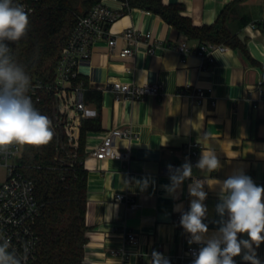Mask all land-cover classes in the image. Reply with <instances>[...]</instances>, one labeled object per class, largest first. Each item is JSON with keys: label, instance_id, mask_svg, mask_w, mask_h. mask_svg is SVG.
Wrapping results in <instances>:
<instances>
[{"label": "crops", "instance_id": "1", "mask_svg": "<svg viewBox=\"0 0 264 264\" xmlns=\"http://www.w3.org/2000/svg\"><path fill=\"white\" fill-rule=\"evenodd\" d=\"M101 1L113 9H123L120 0ZM162 1L183 4V13L193 24L203 25L213 24L223 7L233 0ZM243 20L247 23L240 26ZM229 25L246 42L257 63L228 46L214 53L213 62L207 63L193 53L183 56L175 48L177 44L183 42L195 48L199 41L179 33L159 14L136 7L121 14L111 25V32L118 34L128 27L151 32L156 41L152 53L141 39L133 46L134 55L123 58L118 53L127 42L119 37L111 52L103 38L93 43L90 57L78 63L79 74L89 90L99 91L101 97L98 107L86 96L85 118L100 116V128L85 135V221L89 230L83 264H149L154 250L167 257L170 264H176L173 258L189 245V236L180 226L181 213L174 211V206L182 204L184 211L189 209L191 179L182 184L178 199L168 195L162 185L170 183L168 164L186 161L184 147L190 141H199L201 152L213 150L220 160L221 168L206 176L210 184L213 178L223 181L234 171L243 170L256 185L264 186V0L240 2ZM108 81L158 83L161 94L136 100L116 99L105 88ZM195 87L210 89L209 96L197 102L191 94L182 92L183 88ZM119 126H130L138 136L131 141L125 137L118 140L122 147L130 146L131 160L123 163L91 157L90 152L107 130ZM194 176L205 178V173L193 166ZM145 179L149 184L142 190L140 182ZM204 190L208 193L205 222L211 233L217 230L215 205L219 188L205 184ZM117 192L138 205L130 208L125 201L117 200ZM129 231L139 238L134 246L125 240ZM257 254L264 262V243ZM235 259L237 264H245L240 257Z\"/></svg>", "mask_w": 264, "mask_h": 264}, {"label": "trees", "instance_id": "2", "mask_svg": "<svg viewBox=\"0 0 264 264\" xmlns=\"http://www.w3.org/2000/svg\"><path fill=\"white\" fill-rule=\"evenodd\" d=\"M101 0H36L29 16L27 35L12 43V55L25 68L31 85L47 84L54 80L61 48L73 30L78 17ZM125 3L123 13L141 8L159 14L179 33L199 43L210 42L240 51L253 63L247 44L237 31L230 28L235 7L243 0H233L221 10L213 24L195 25L183 12L181 3L164 4L162 0H120ZM21 4V0H14ZM247 20L240 22V26ZM259 64V63H258ZM261 66V65H260ZM262 96L264 98V67H262ZM28 95L41 114L52 121L53 139L46 145H24L20 158L22 171L35 184V197L42 205L36 231L39 253L33 264H83L89 226L85 221L87 208V171L85 135L100 128V116L82 119L80 147L74 152L55 125L53 97L45 89ZM87 99L100 107V92L88 90ZM39 97V99H37Z\"/></svg>", "mask_w": 264, "mask_h": 264}, {"label": "built area", "instance_id": "3", "mask_svg": "<svg viewBox=\"0 0 264 264\" xmlns=\"http://www.w3.org/2000/svg\"><path fill=\"white\" fill-rule=\"evenodd\" d=\"M33 2V0H21L27 12L33 11ZM124 5L123 2V8ZM122 11L123 9H113L102 1L93 4L85 14L78 17L73 30L61 48L54 80L47 84L39 82L31 85L33 94H38L39 89H45L52 95L55 125L74 152H77L80 147L82 119L88 115L86 92L89 90V85L79 74L78 63L90 57L93 43L98 39L106 38L109 51L113 52L120 37L127 42V45L122 47L118 53L123 58L134 55L133 46L141 39L149 45V53L154 51L156 41L153 40L151 32L142 31L136 27H128L118 34L111 32V25L120 17ZM8 44L12 50V42ZM175 48L183 56L193 53L208 63L214 61L216 51H224L226 46L204 42L191 48L181 42ZM105 88L112 91L116 99L136 100L161 94V87L158 83L138 85L123 81H108ZM182 92L191 94L197 102H200L204 97L209 96L210 89L183 88ZM261 101L264 106L263 96ZM212 104H215L214 100ZM257 105L254 104V106ZM124 137L131 141L138 136L130 126L110 128L90 152V156L98 160L117 159L123 163L129 162L131 160L130 146L122 147L118 144V140ZM201 149L202 145L198 141H190L184 147L185 158L193 166L200 158ZM23 150V146H11L8 153H0V168H3V178L0 180V235L10 239L12 244L10 251L14 250L21 257L22 264H33L39 253L40 241L36 224L42 205L35 197L33 180L21 169L20 158ZM182 164L172 162L168 165L180 167ZM167 172L169 173L168 167ZM194 178L204 179L198 176ZM115 197L119 201H125L130 208L138 205L133 199L127 200L123 193L117 192ZM125 240L134 246L139 238L137 234L129 231L125 235ZM198 247L199 245L196 244L187 245L180 254L174 256L173 261L176 264H191L194 258L192 253ZM25 249H27L26 252Z\"/></svg>", "mask_w": 264, "mask_h": 264}, {"label": "clouds", "instance_id": "4", "mask_svg": "<svg viewBox=\"0 0 264 264\" xmlns=\"http://www.w3.org/2000/svg\"><path fill=\"white\" fill-rule=\"evenodd\" d=\"M28 29L25 7L14 0H0V153H8L11 146L46 145L54 136L51 119L40 113L28 95L30 76L16 62L8 44L20 41ZM167 167L170 183L162 187L173 199L179 198L184 181L191 179L189 209L184 211L182 204L174 206V211L181 213L179 224L189 236V245H199L192 253L191 264H237L236 257L245 264H264L257 254L264 243V186L256 185L243 170L234 171L223 181L213 178L210 184L206 176L221 168L213 150L202 151L195 165L205 173L204 179L193 177V165L187 160L180 167ZM140 184L143 190L149 181L145 179ZM205 184L219 188L215 205L217 230L211 233L205 222ZM11 248L10 239L0 235V264H22ZM151 256L149 264H170L160 252L154 250Z\"/></svg>", "mask_w": 264, "mask_h": 264}, {"label": "rangeland", "instance_id": "5", "mask_svg": "<svg viewBox=\"0 0 264 264\" xmlns=\"http://www.w3.org/2000/svg\"><path fill=\"white\" fill-rule=\"evenodd\" d=\"M68 130L70 131V128H68ZM3 178V168H0V180Z\"/></svg>", "mask_w": 264, "mask_h": 264}]
</instances>
